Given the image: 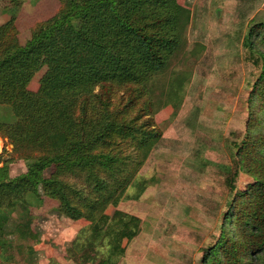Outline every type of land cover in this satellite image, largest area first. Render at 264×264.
Listing matches in <instances>:
<instances>
[{
	"label": "trees",
	"instance_id": "trees-1",
	"mask_svg": "<svg viewBox=\"0 0 264 264\" xmlns=\"http://www.w3.org/2000/svg\"><path fill=\"white\" fill-rule=\"evenodd\" d=\"M235 1L236 12L246 8L251 13L257 2ZM190 19V10L177 0H63L62 9L32 30L23 44L15 38L4 41L1 34L6 24L0 26V106L10 108L14 116L9 120L0 115V130L13 142L41 150L23 157L26 170L17 176L10 177L7 168L0 166V191L22 194L0 208V262L11 258L16 245L28 247L29 239L39 242L30 228L29 207L40 206L43 194L56 200L57 210L71 220L88 222L66 251L77 264H119L139 220L119 209L106 212L133 182V177L120 175L126 158L116 146L126 139L137 142L140 171L151 166L155 146L176 149L189 141L181 136L164 138L134 126L133 118L117 117L120 111H110L101 90L130 83L133 88L126 87L132 89L133 97L144 98L150 106L148 81L168 66ZM260 47H264V21H255L243 38L242 60L253 75L247 129L231 141L230 162L214 168L220 188L212 190L219 198L231 197L218 236L203 250L202 264H251L252 256L264 250V135L252 133L259 114L264 113V52ZM41 67L46 69L38 90L31 91L27 84ZM209 72L198 65L202 77ZM96 87L98 92H94ZM192 115L187 114L180 125H190ZM206 144L216 146V141ZM48 168L51 172L45 177ZM241 169L255 174L256 180L244 191H236ZM81 172L93 179L87 188L62 178ZM99 173H106L107 178ZM140 180L132 185L134 197L145 188V181ZM16 206L21 207L23 217L11 239L4 227Z\"/></svg>",
	"mask_w": 264,
	"mask_h": 264
},
{
	"label": "rangeland",
	"instance_id": "rangeland-1",
	"mask_svg": "<svg viewBox=\"0 0 264 264\" xmlns=\"http://www.w3.org/2000/svg\"><path fill=\"white\" fill-rule=\"evenodd\" d=\"M177 1L190 10L191 19L168 66L148 81L151 105L144 104V98L133 97L132 89L126 87L133 88L130 83L116 90H101L110 111H120L117 117L124 116L127 121L133 118L134 126L152 130L161 137L181 136L189 141L176 149L171 145L155 146L151 166L140 171L136 163H141L142 156L136 149L137 142L126 139L116 146L126 158L120 175L133 177V182L117 205H109L106 212L119 209L139 220L119 264H202L203 250L218 236L226 202L231 197L226 194L219 198L212 190L220 188L214 180V168L218 163L230 162L231 141L247 129V101L253 75L250 65L242 60L243 38L251 23L264 21V0H256L252 13L246 8L236 12L235 0ZM62 7L63 0H0V26L6 24L2 39L15 38L23 44L32 30ZM260 49L264 52V47ZM198 63L210 71L206 78L197 73ZM45 69L41 67L34 73L27 84L29 90H38ZM98 90L96 87L94 92ZM168 98L171 100L166 101ZM6 107L0 106L1 118L4 115L12 120L14 116ZM191 112V126L180 125ZM259 117L252 130L255 136L264 135V113ZM210 140L216 141V146H207ZM40 152L39 148L13 142L0 130V166L7 168L10 177L26 170L25 155ZM50 172L46 169L45 177ZM99 174L107 178L106 173ZM62 178L86 188L93 181L83 172L63 174ZM140 179L145 181V188L134 197L132 185ZM255 180V174L241 169L236 191H244ZM21 196L15 191H0V208ZM41 197L40 206L29 207L33 216L30 228L38 234L39 242L35 244L29 239L28 247L16 245L10 252L11 258L0 264H77L66 251L78 230L88 222L71 220L57 210L56 200L43 194ZM22 217L21 207L16 206L4 227L7 237L15 239L13 231ZM101 255H105L103 250ZM251 264H264V250L252 256Z\"/></svg>",
	"mask_w": 264,
	"mask_h": 264
}]
</instances>
